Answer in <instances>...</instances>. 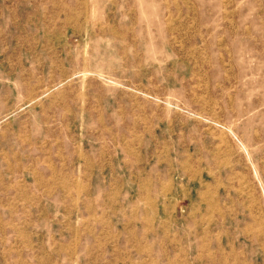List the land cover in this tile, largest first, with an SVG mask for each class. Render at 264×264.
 <instances>
[{
	"label": "rangeland",
	"instance_id": "374dc122",
	"mask_svg": "<svg viewBox=\"0 0 264 264\" xmlns=\"http://www.w3.org/2000/svg\"><path fill=\"white\" fill-rule=\"evenodd\" d=\"M10 73L41 84L34 99L17 91L16 104L9 100L8 90L19 82ZM100 84L121 95L124 107L112 114L122 124L36 129L41 158L49 148L61 163L68 144L87 147L106 138L113 145L115 137L133 132L134 120V158L166 153L181 159L176 179L182 184L188 180L181 174L202 171L222 206L212 226L218 248L241 255L229 261L234 264H264V0H0L3 143L6 121L50 105L68 87L89 92ZM1 141L0 201L7 148ZM188 205L180 202L181 218ZM11 212L18 220V210ZM196 227L185 226L188 235ZM200 227L204 240L205 226ZM10 228L0 234L7 241L0 240V264L50 261L36 256L34 243V256L25 257L18 227ZM44 245L51 248L47 240Z\"/></svg>",
	"mask_w": 264,
	"mask_h": 264
},
{
	"label": "crops",
	"instance_id": "0c3cea01",
	"mask_svg": "<svg viewBox=\"0 0 264 264\" xmlns=\"http://www.w3.org/2000/svg\"><path fill=\"white\" fill-rule=\"evenodd\" d=\"M130 44L134 49V43ZM119 49L113 54H120ZM127 59L131 61L130 56ZM73 64L77 65L75 58ZM116 74L117 70L111 75ZM10 75L19 80L8 90L13 104L17 91L26 99L35 98L41 84L24 83L21 75ZM92 91L83 87L73 93L68 87L66 95H57L50 105L16 122H5L1 135L5 143L0 139L7 146L1 169L4 198L0 208L7 212L0 211V234H9L11 225L17 226L25 257L34 256V243L36 256L50 258H41L39 264H60L59 258H66L68 264H215L218 258L224 259L223 264H234L229 261L241 255H235L234 250L221 252L218 237L213 238L218 232L212 226L218 223L222 208L216 186L205 180L202 171L181 174L188 183H180L176 167L181 159L171 154L134 158V120L133 132L119 140L115 137L113 145L107 146L106 138L87 147L68 144L61 163L53 159L49 148L41 158L37 146L40 132L36 129L69 128L75 123L117 129L122 124L112 114L124 107L119 92L101 84ZM2 106L4 100L0 109ZM106 132L112 134L111 129ZM72 137L70 134L69 139ZM11 147L15 148L11 151ZM184 200L189 203V212L181 218L178 208ZM12 209L19 212L16 221L10 217ZM185 226L199 228L188 235ZM200 226H205L204 240L198 235L203 232ZM214 248L220 251L214 252Z\"/></svg>",
	"mask_w": 264,
	"mask_h": 264
}]
</instances>
